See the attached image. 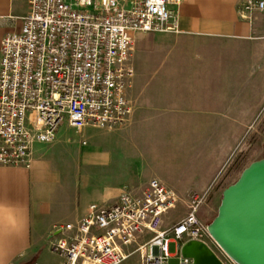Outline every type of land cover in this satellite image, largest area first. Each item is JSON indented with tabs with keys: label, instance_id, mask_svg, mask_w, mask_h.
I'll list each match as a JSON object with an SVG mask.
<instances>
[{
	"label": "built area",
	"instance_id": "built-area-1",
	"mask_svg": "<svg viewBox=\"0 0 264 264\" xmlns=\"http://www.w3.org/2000/svg\"><path fill=\"white\" fill-rule=\"evenodd\" d=\"M28 2L20 29L1 39L0 166L27 165L33 146L52 142L63 122L77 130L121 126L132 111V35L178 31L181 0ZM238 10L264 12V0H241ZM203 199L190 193L185 215L163 227L181 199L153 177L110 205L91 203L79 219L55 224L45 241L60 264H122L135 253L141 264H188L181 247L191 239L205 242L223 264H236L200 217Z\"/></svg>",
	"mask_w": 264,
	"mask_h": 264
},
{
	"label": "crops",
	"instance_id": "crops-1",
	"mask_svg": "<svg viewBox=\"0 0 264 264\" xmlns=\"http://www.w3.org/2000/svg\"><path fill=\"white\" fill-rule=\"evenodd\" d=\"M240 1L181 0L178 31L134 32L135 75L128 93L133 113L127 126L109 129L105 134L131 133L144 122L154 125L165 120L175 125L182 120L194 133L187 146L192 163L220 167L228 162L233 139L246 128L250 113L246 79L178 72L186 66L193 45L196 49L215 41L255 37L257 49L264 52V12L241 16ZM28 3L0 0V45L4 35L20 29ZM193 83L198 86L191 87ZM224 83L230 86H215ZM56 141L36 143L27 165L0 166V264H32L38 260L60 264L62 257L52 253L45 241L55 224L79 219L91 203L110 205L124 189L138 191L153 177L172 188L186 204L190 193L207 192L216 172L184 180L168 179L162 166L147 171V159L134 139L124 144L117 139L96 143L74 154L57 150ZM80 143L85 146L87 142ZM45 247L52 262L42 257Z\"/></svg>",
	"mask_w": 264,
	"mask_h": 264
},
{
	"label": "rangeland",
	"instance_id": "rangeland-1",
	"mask_svg": "<svg viewBox=\"0 0 264 264\" xmlns=\"http://www.w3.org/2000/svg\"><path fill=\"white\" fill-rule=\"evenodd\" d=\"M161 42L170 43L169 40ZM257 48L255 37H250L244 41H215L196 47V49L193 45L186 57V66H183L178 72L179 75L185 76L201 74L213 77H242L247 81L246 93L250 113L246 119V128L233 139V151L228 157V162L218 166L219 168L211 164L192 163V157L188 153L187 146L194 133L189 130L187 125L182 124V120H176L175 125L169 123L171 121L166 122L165 120L159 123L155 122L154 125L144 122L146 124L136 126L135 131H131V133L114 131L109 134H105L110 131L106 128L86 125L77 130L63 122L57 130L60 133L58 136L56 133L55 139L57 141L54 147L62 152L74 154L81 147H89L96 143L102 144V142L117 139L124 144L128 143V140L134 139L141 155L145 160L147 159L146 163L149 166L146 167L147 171H151L153 167L162 166L163 173L168 179L179 177L184 180L191 176L206 177L216 171L209 189L203 194V203L199 209L200 217L208 224L217 214L223 190L235 182L242 170L252 161L264 157V52L261 53ZM148 54L151 56L152 53L149 52ZM143 68L147 74V65H143ZM190 86L197 87L198 85L193 83ZM208 86L211 87L214 84ZM215 86L227 88L230 84H216ZM220 101V99L217 100V102ZM132 113L121 126L111 129L127 126ZM130 135L133 138L130 139ZM83 139L87 142L85 146L80 143ZM181 201L164 216L163 227L178 221L185 215L187 206ZM169 250L174 252L176 244L170 243ZM42 257L48 258L52 262V255L46 247ZM38 261L41 262L42 260ZM122 264H141V259L135 253L130 255Z\"/></svg>",
	"mask_w": 264,
	"mask_h": 264
},
{
	"label": "water",
	"instance_id": "water-1",
	"mask_svg": "<svg viewBox=\"0 0 264 264\" xmlns=\"http://www.w3.org/2000/svg\"><path fill=\"white\" fill-rule=\"evenodd\" d=\"M264 145V140H263ZM208 232L236 264H264V157L252 161L222 192ZM188 264H223L203 241L183 243Z\"/></svg>",
	"mask_w": 264,
	"mask_h": 264
}]
</instances>
